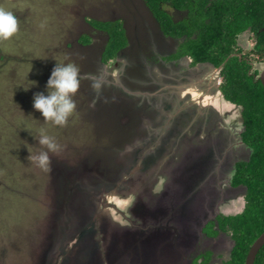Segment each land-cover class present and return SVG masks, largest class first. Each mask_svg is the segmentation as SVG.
I'll return each instance as SVG.
<instances>
[{
  "label": "rangeland",
  "instance_id": "obj_1",
  "mask_svg": "<svg viewBox=\"0 0 264 264\" xmlns=\"http://www.w3.org/2000/svg\"><path fill=\"white\" fill-rule=\"evenodd\" d=\"M132 1L144 13L143 21L150 24L148 33L156 32L154 37L164 41L167 53L163 56L172 54L171 40L166 42L167 38L157 35L159 31L154 30L147 11L141 8V1ZM109 7L116 11L118 3L114 0H0V8L11 11L18 25L12 36L0 38V264H44L51 256L47 254L51 243L63 253L69 244L80 242L86 249L91 243H97L101 264H143L138 251L146 243H132L131 240L116 243L113 230L107 229L105 224L107 221L114 223L118 218L127 219L129 215L138 222L130 208L139 213L136 207L139 209L141 201L133 199L139 194L147 200L152 196L151 186H146L151 173L147 177L133 167L142 162L140 156L148 148L154 154L152 140L144 137L155 126L153 120L157 113L171 117L172 111L184 110L192 100L195 104L189 110L194 121H208L219 130L225 127L222 121L228 118L241 129V107L229 105L221 94L212 90L211 81L218 76L216 69L201 70L203 68L194 66L184 81L177 78L169 83V77L175 72L172 62L150 63L148 57L138 56L136 49L131 50L135 56L130 53L126 61L119 57L117 64L115 60L107 62L106 66L99 64L98 54L106 35L96 32L84 18L112 20L121 17L114 18ZM128 27L130 37L143 38V28L134 23ZM87 33L102 40L90 46L87 42L83 47L80 41L88 38L82 36L79 43L77 39ZM241 37L238 39L241 54L252 61L253 68L264 66V60L261 62L262 59L250 51L255 39L246 32ZM150 41H154L151 36L150 40H143L147 51L151 47L149 43L152 44ZM117 50L109 53L114 55ZM69 61L80 70V84L74 96L76 108L64 125H54L44 121L41 113L33 108V95L47 94L45 84L54 65ZM126 63L135 71L132 76L142 82L141 85L125 82V76L119 81ZM232 63L236 67L240 64L239 61ZM103 69L120 83L116 85L105 77ZM32 80L36 84L25 90L23 87L35 83ZM154 83L166 89L163 99L168 103L160 106L161 109L155 94L143 96V91L152 90L150 85ZM125 88L134 93H127ZM41 135L50 139L51 149L39 143ZM237 135L234 131V136ZM167 147L165 158L172 150L169 144ZM231 148L232 159L236 161L249 155L248 146L233 143ZM41 153L47 155L42 165L35 159ZM104 156L107 157L105 162ZM164 159L159 168H165ZM61 176L63 180L58 182ZM198 178L200 175L195 179ZM196 180L193 186L197 185ZM219 181L214 183L218 190ZM222 189L228 190L227 186ZM215 192L216 206L223 214L242 207L240 192L236 197L239 202H231L230 191L222 196L221 192ZM97 199L103 202L101 207H95L99 203ZM154 217L153 214L152 220ZM188 221L184 224L185 231L192 225ZM142 231L139 236L135 233L133 238L138 239ZM65 256V261L55 258L54 264H70L75 255L70 251Z\"/></svg>",
  "mask_w": 264,
  "mask_h": 264
},
{
  "label": "flooded vegetation",
  "instance_id": "obj_2",
  "mask_svg": "<svg viewBox=\"0 0 264 264\" xmlns=\"http://www.w3.org/2000/svg\"><path fill=\"white\" fill-rule=\"evenodd\" d=\"M118 3V9L114 11L111 7H109L110 12L113 14V17L115 16H121L123 18L122 27L125 29V45L121 47L115 54V64H117L118 60L117 57L126 58L129 57L131 50L136 49L138 56H146L150 58H153L155 56V61L157 62H164L162 59L159 58V56H163L167 53V51L164 49V41L160 40L156 36V32H154L152 35L149 34V30H151L150 24L148 25L143 21V12L140 11L139 8H137L133 1L130 0L129 2L127 0H114ZM141 1V8L143 9V0ZM264 1V0H263ZM174 20V22H178L179 19H182L185 14H187V9H174V8H166L164 9ZM148 14V12H147ZM148 18L151 19L153 22L152 25H154V30L159 31L157 35H161L162 38H167L166 42H169L170 40L172 44L170 47L172 48V52L176 53L177 56L171 60V65L174 66L175 72H173V75L169 77V83H173L174 79H181L184 81V77H186V74H188L191 70V67L194 66V62L192 58L185 53H182V50H177L176 47H182L181 44L185 41L186 34L177 35L176 37H170L167 35H164L155 25V21L148 15ZM143 23H142V22ZM134 23L135 25L143 28V38H139L138 36L130 37L129 34V27L128 25ZM264 29V27H262ZM248 33L251 35V38H254V43L250 47V51L252 54L256 55L257 58L262 59L261 62L264 60V42L259 43L258 38L256 36V33L254 30L251 29V26H247L246 28H243L242 30L237 31L232 35L230 38V44H229V57L236 56L239 61H243L245 65H247V74H252L254 79L259 80V74L261 70L264 68V66H261L259 68H253V63L251 60L248 59L247 56H243L241 54L242 49L239 46L238 39L241 37L242 34ZM150 36L154 41H150L152 44L151 47L148 49L149 52L145 49L143 40L146 38H149ZM242 38V37H241ZM93 39V40H92ZM99 37L91 38V41L96 43V41H99ZM242 41L247 43L246 39L242 38ZM144 44V45H143ZM158 46V47H157ZM160 46V47H159ZM157 47V48H155ZM179 54V55H178ZM131 56L134 57L135 54L131 53ZM157 59V60H156ZM227 59V58H225ZM143 60V59H142ZM129 62V60H127ZM226 61V60H225ZM223 61L222 63H224ZM251 61V62H250ZM207 61L198 62L197 66L200 68H203L201 70H208L209 68L204 67L203 65ZM220 63L219 65H221ZM124 72L123 69H121L122 73L120 74V78L125 76L126 81L125 82H132L135 83L137 86L141 85L142 82L137 80L135 77H133V69L129 68V64L124 65ZM218 65H210V68L215 67ZM223 66V65H222ZM221 66V67H222ZM129 68V69H128ZM218 69V67H215ZM252 69V71H250ZM220 70V69H218ZM107 71V70H106ZM105 77H109L111 80H113L114 83L119 84L120 82H115L114 77L105 72V70L102 72ZM123 74V75H122ZM122 75V76H121ZM217 84L219 86V89L221 91V83L223 82L222 76L220 75V72L218 71L217 76ZM172 79V80H171ZM164 81H167V78L163 79ZM100 81L102 82L103 79L100 78ZM260 81V80H259ZM113 83V84H114ZM143 83H145L143 81ZM151 86L150 91L145 92L143 91V96H150L148 94L154 93L157 97V103L158 107L162 106L165 107L166 99H163L165 97V92L163 86L159 83H154ZM127 89L125 88V91ZM127 93L131 94L134 92H130L129 90L126 91ZM150 92V93H149ZM188 92V91H187ZM222 92V91H221ZM223 94V93H222ZM153 97V96H150ZM167 98L168 95H167ZM224 98V96H223ZM225 99V98H224ZM227 102H230L229 100L225 99ZM230 104L235 105L234 103L230 102ZM168 109V107H166ZM157 118L153 120V124H155L154 127L151 128L148 135L144 137V139H150L153 142V148L156 152L155 155H151L152 152L144 157H142V162L138 165H140V171L147 174V177H149V173H151V170H154L156 168V164L159 161L158 154H164L168 151V144H171V141L174 139V131L170 129V131L166 132L164 135L159 137V126L165 124L166 120H162L160 114L157 113ZM210 120V117H209ZM244 146H247L244 143ZM152 148V149H153ZM152 156V157H151ZM207 161L211 160L209 157L207 158ZM216 161V160H214ZM237 162V161H236ZM235 162V163H236ZM215 163V162H213ZM154 166V167H152ZM221 168H227L226 166H222ZM139 171V170H138ZM151 177V176H150ZM231 186L234 187L236 190L233 192V190L230 192L233 198L231 199V202L237 200V195L240 192L242 194V207L231 209V212L228 214H223V212L219 211V207L215 206L214 209L209 212L206 208L202 207L199 209V212L203 213L204 219H197L196 218V210L194 212H191L188 216H183L182 218L173 217V213L170 210V206H168L167 203L163 204L162 202H156L153 203L154 205L150 206V208H145L143 210V224H140V227H135L133 224L132 217L129 215L127 219H117L114 220L115 222L107 223L105 224L106 228L110 227L113 230L112 237L114 238L113 241L116 243H125L126 241H132V243H139L143 242L146 243L143 244V249H141L139 252V256L143 258V264H245L249 249L253 243V241L258 237L256 236L248 245L246 251L244 252V256L240 259H237V245H236V238L233 237V230L231 226L228 223V218L231 216L240 215L246 206V190L245 186L242 183H234L233 179L231 180ZM143 193V192H142ZM214 193V192H212ZM210 194V193H209ZM149 198V197H148ZM140 199V196L138 195L133 200ZM132 200V202H134ZM143 200L147 201V198ZM237 202H239L237 200ZM162 203V204H161ZM240 205V204H239ZM238 205V206H239ZM144 208V206H143ZM154 214V219L152 220V215ZM189 218L191 221H188ZM195 219V221H193ZM123 220V221H122ZM153 221V222H152ZM188 221V223L192 224L186 231L184 229V224ZM138 225V224H137ZM129 228H134V231H131ZM137 230V231H136ZM142 231V235L138 239H134L135 233L139 236L140 231ZM153 231H158L159 233H154ZM144 233V234H143ZM133 239V240H132ZM264 245V244H263ZM140 246V245H139ZM262 248V246H261ZM259 249V251L261 250ZM96 249L99 250L98 247ZM150 249V250H149ZM236 249V250H235ZM259 251L257 252L255 259L257 255L259 254ZM146 252V253H145ZM254 259V262H255ZM123 261V256L122 259ZM85 258L81 260L80 264H84ZM253 262V264H254ZM44 264H47L46 261ZM95 264H101V259L98 255L96 257Z\"/></svg>",
  "mask_w": 264,
  "mask_h": 264
},
{
  "label": "trees",
  "instance_id": "obj_3",
  "mask_svg": "<svg viewBox=\"0 0 264 264\" xmlns=\"http://www.w3.org/2000/svg\"><path fill=\"white\" fill-rule=\"evenodd\" d=\"M143 7L164 35L176 37L186 34L182 47H177V50L181 49L182 53L188 54L193 58V62L208 60L214 65H219L226 60L219 70L223 79L220 88L225 99L241 107L243 131L240 136L251 150L248 160H239L235 163L232 176L234 183H242L245 186V209L240 215L228 218L233 237L236 238V249L239 250L237 259L241 260L249 243L264 231V88L252 74H247V65L243 61H239L236 56L228 55L230 38L247 26L254 30L259 43L264 42L262 28L264 1L143 0ZM165 7L187 9L188 12L178 22H174L164 10ZM84 19H88L91 25L106 35L98 54L100 63L104 65L116 54L111 55L110 50H117L126 44L122 22L119 19L97 20L90 17ZM82 36L88 38L86 41H80L83 44L91 41L88 33L81 35L79 40ZM111 41L113 44H110ZM114 44H117V47ZM176 56L177 54L173 52L159 58L171 61ZM149 61L155 63V56ZM233 61H239V66H234ZM104 159V162L107 161L106 156ZM62 180L63 176L58 178V182ZM254 264H264V245Z\"/></svg>",
  "mask_w": 264,
  "mask_h": 264
},
{
  "label": "water",
  "instance_id": "obj_4",
  "mask_svg": "<svg viewBox=\"0 0 264 264\" xmlns=\"http://www.w3.org/2000/svg\"><path fill=\"white\" fill-rule=\"evenodd\" d=\"M195 67H197V65H195ZM212 68L214 70H218L215 67ZM217 79V77H213L211 81V87L212 90H215V92L220 94L219 90L216 89ZM259 80L264 88V68L259 74ZM163 89L166 90L165 88ZM148 95L153 96L154 93H150ZM227 103L230 105V102ZM194 104L192 103V100H190L189 106L184 110H182V108H177L176 111H172L171 117L165 118L163 115L161 117L163 120H166V122L158 128L159 137L172 129L174 131V139L170 144V148H172V150L169 152L171 154L166 156V158L165 154H158L159 161L156 164V168H154V170L151 172V179L149 180L148 185H146L147 188L151 186L153 192L152 196L149 197V200L145 201L143 200L142 195L139 194L141 206H138L139 209L136 207V210H139V213L133 211V207L130 208L132 216L138 220V222H133L135 227H140L139 223L143 224V210L146 207L150 208L149 205L153 206V203L156 201L163 202V204L167 203L168 206H170V210L172 211L174 218L190 216L189 214L196 210V218L204 219L205 217H203V213L199 212V209L204 207L209 212H211V210L214 209L216 205H218V202L216 201L217 193L215 191H217L218 194L221 192L220 196H222L224 192L227 194V191H236L234 190L235 188L231 186V179L235 170L236 161L232 159L233 154L231 146L233 143H240L241 145H244L240 136L241 132L243 131L241 112L239 116V125L241 127L240 130L234 125L236 122L231 119L233 122L231 123L228 118H226L225 121H222L225 127H221L218 130L216 125L211 126L208 121L199 122V120H193L191 111L189 109L190 106L192 107ZM208 105L210 106L212 104L208 103ZM212 107L214 106L212 105ZM215 113L217 116L219 113L218 110H216ZM234 131L237 132V137L234 136ZM195 141H197V144H194ZM234 147H237V145ZM152 150L154 151V149ZM150 153L151 149L148 148L145 154L148 155ZM155 153L156 152L154 151L153 155H155ZM250 153L251 150L249 151V155ZM145 154H143L142 157L146 156ZM176 154L179 156L177 157ZM249 155L246 159L242 160H248ZM208 157L211 162L207 161ZM163 159L166 162V166L165 168H159V164L161 161H163ZM222 166H226L227 168H221ZM133 168L134 170L138 171L140 170V165H136ZM199 175L200 178L196 180L195 178ZM159 180L163 181L159 182ZM194 180L198 181L196 186H193L195 183ZM215 180H220L218 182V184H220L219 190L218 188H215ZM225 186H227L228 190L222 189ZM233 197L234 196H232L230 193V198ZM102 203V201H99L98 204H95V207H97V205H100L101 207ZM68 240L69 239H67V241ZM263 244L264 231L260 233L259 236L253 241L245 264H253L255 256ZM69 245L68 248L63 251V253H60L61 251L59 248H54L51 243L48 248L49 251L47 250V254H51V256L47 259L46 263H56L55 258L60 261H65V257L67 259L70 254L67 256L65 255L72 251V254H74L76 257L74 256V258L72 256V259L69 261L70 264H80L83 258H85L86 261H84V264H95L96 257L98 255L96 250L97 243H91L88 246L90 247L88 249H86L85 246H82L81 242L79 244L72 243ZM95 250L96 253L94 252ZM78 254H80V256H78ZM88 255L91 256V258H88Z\"/></svg>",
  "mask_w": 264,
  "mask_h": 264
},
{
  "label": "clouds",
  "instance_id": "obj_5",
  "mask_svg": "<svg viewBox=\"0 0 264 264\" xmlns=\"http://www.w3.org/2000/svg\"><path fill=\"white\" fill-rule=\"evenodd\" d=\"M143 9L146 10L144 7ZM17 27L15 15L11 11L0 8V38H9L17 31ZM79 73V67L73 62H56L45 84L47 94L39 92L33 95L32 106L41 113L44 121L61 126L66 123L76 108L74 96L80 84ZM34 82L23 88L28 90L36 84V81ZM39 143L47 145L50 149L53 146L45 135H41ZM35 159L42 165L47 160V155L41 153Z\"/></svg>",
  "mask_w": 264,
  "mask_h": 264
},
{
  "label": "bare ground",
  "instance_id": "obj_6",
  "mask_svg": "<svg viewBox=\"0 0 264 264\" xmlns=\"http://www.w3.org/2000/svg\"><path fill=\"white\" fill-rule=\"evenodd\" d=\"M180 10V9H179ZM116 19H119L122 23H123V18L122 17H118V18H116ZM104 20H106V19H104ZM87 22L89 23V21L87 20ZM92 28L93 29H95L96 30V32H102L101 30H99L98 28H96V27H94L93 25H92ZM89 35V37L90 38H94V37H99V36H94L93 34H88ZM93 40V39H92ZM102 39H100L99 41H101ZM77 42L79 43V38L77 39ZM90 43H88V44H86L87 46H90V45H92L93 44V42L92 41H89ZM172 42V41H171ZM81 46H85V44H83V43H79ZM160 47V46H159ZM177 48V47H176ZM118 58V57H117ZM98 60H99V64H101L100 63V58H98ZM112 60H115V56L113 57V58H109V60L107 61V62H109V61H112ZM149 60H151V58L149 57ZM192 60H193V58H192ZM126 61V60H125ZM194 61V60H193ZM204 61H207L203 66L204 67H207V68H210V65L212 64L210 61H208V60H204ZM107 62H106V64H105V66L107 65ZM198 62H202V61H198ZM198 62H194L195 64H194V66L195 65H197V63ZM102 66H103V64H101ZM212 65H214V64H212ZM223 65V63L221 64V66ZM193 66V67H194ZM221 66L220 65H218V66H215V67H218V69H220L221 68ZM193 67H191L192 69L191 70H193ZM104 70V69H103ZM216 89L217 90H219V92H220V94H221V96L223 97V94H222V92L220 91V89H219V86H218V84L216 83ZM127 91V90H126ZM224 101L225 102H227L225 99H224ZM237 105V104H236ZM250 149V148H249ZM153 170H151V172H152ZM142 200V199H141ZM105 215V214H104ZM259 236V235H258Z\"/></svg>",
  "mask_w": 264,
  "mask_h": 264
}]
</instances>
